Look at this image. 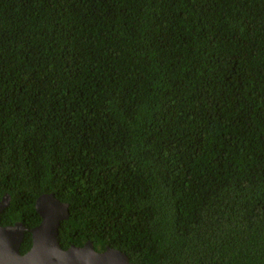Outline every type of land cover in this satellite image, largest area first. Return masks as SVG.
Here are the masks:
<instances>
[{
    "label": "trees",
    "instance_id": "1",
    "mask_svg": "<svg viewBox=\"0 0 264 264\" xmlns=\"http://www.w3.org/2000/svg\"><path fill=\"white\" fill-rule=\"evenodd\" d=\"M7 193L69 203L65 249L264 264V0H0Z\"/></svg>",
    "mask_w": 264,
    "mask_h": 264
},
{
    "label": "water",
    "instance_id": "2",
    "mask_svg": "<svg viewBox=\"0 0 264 264\" xmlns=\"http://www.w3.org/2000/svg\"><path fill=\"white\" fill-rule=\"evenodd\" d=\"M10 202L8 193L0 200V264H137L120 249L97 250L91 240L83 246L63 248L59 238L60 226L70 216V204L61 201L54 193H44L37 198L35 207L41 222L33 228L22 221L8 225L1 223L2 214ZM26 232L32 235V246L22 253Z\"/></svg>",
    "mask_w": 264,
    "mask_h": 264
}]
</instances>
